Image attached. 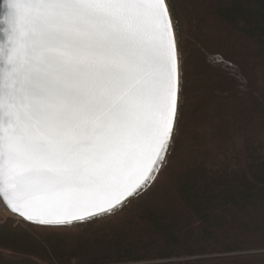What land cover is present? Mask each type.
Segmentation results:
<instances>
[{"label":"snow or ice","instance_id":"snow-or-ice-1","mask_svg":"<svg viewBox=\"0 0 264 264\" xmlns=\"http://www.w3.org/2000/svg\"><path fill=\"white\" fill-rule=\"evenodd\" d=\"M193 0H0V201L37 227L123 210L209 103Z\"/></svg>","mask_w":264,"mask_h":264},{"label":"trees","instance_id":"trees-1","mask_svg":"<svg viewBox=\"0 0 264 264\" xmlns=\"http://www.w3.org/2000/svg\"><path fill=\"white\" fill-rule=\"evenodd\" d=\"M182 26L209 103L170 167L85 223L0 215V264H264V0H193Z\"/></svg>","mask_w":264,"mask_h":264},{"label":"rangeland","instance_id":"rangeland-1","mask_svg":"<svg viewBox=\"0 0 264 264\" xmlns=\"http://www.w3.org/2000/svg\"><path fill=\"white\" fill-rule=\"evenodd\" d=\"M220 56V55H219ZM260 59V58H259ZM259 59L258 58H256V62H255V65H254V72H255V74H257L258 75V69H257V61H259ZM216 69V68H215ZM222 71V70H221ZM219 69H217V71H216V73H219V74H221V73H223V72H221ZM209 72H211V73H213L214 71H213V69H211V70H209ZM209 84V83H208ZM205 85V84H204ZM241 87L242 88H238L237 89V91L238 92H242V90H243V88L244 89H246V88H249L248 86H247V84H245V85H241ZM205 88V87H204ZM203 90V89H202ZM204 91V90H203ZM208 92V91H207ZM0 215H8L9 216V214H4V213H0ZM11 216V215H10ZM13 217H15L14 215H13ZM22 221V220H21ZM262 252V251H261ZM130 264H133V263H130Z\"/></svg>","mask_w":264,"mask_h":264},{"label":"built area","instance_id":"built-area-1","mask_svg":"<svg viewBox=\"0 0 264 264\" xmlns=\"http://www.w3.org/2000/svg\"><path fill=\"white\" fill-rule=\"evenodd\" d=\"M0 213L9 214V215L13 216L12 213L7 209V207L5 206V204L2 201H0ZM15 218L18 221H21L20 218H18V217H15ZM72 264H77V263L73 262ZM128 264H130V263H128Z\"/></svg>","mask_w":264,"mask_h":264},{"label":"water","instance_id":"water-1","mask_svg":"<svg viewBox=\"0 0 264 264\" xmlns=\"http://www.w3.org/2000/svg\"><path fill=\"white\" fill-rule=\"evenodd\" d=\"M133 200V199H132ZM3 202V201H2ZM12 215H14V214H12ZM105 216H108V215H104L103 217H105ZM15 217H18V218H20L22 221H24L21 217H19V216H15ZM95 219H98V218H92V219H90L89 221H91V220H95ZM25 222V221H24ZM88 222V221H87ZM85 223V222H84ZM77 224H80V223H77ZM74 225H76V224H74Z\"/></svg>","mask_w":264,"mask_h":264}]
</instances>
